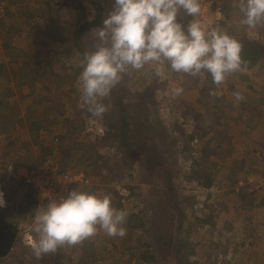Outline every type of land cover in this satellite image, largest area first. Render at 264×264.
<instances>
[{"label":"rangeland","instance_id":"rangeland-1","mask_svg":"<svg viewBox=\"0 0 264 264\" xmlns=\"http://www.w3.org/2000/svg\"><path fill=\"white\" fill-rule=\"evenodd\" d=\"M239 2L199 0V22L208 28L220 8L215 27L264 47V26L242 25ZM113 4L5 0L0 8V20L6 10L12 15L0 27V77L6 78L0 84L8 91L0 108L5 201L0 216L17 229L0 264H264V57L221 85L209 83L206 74L192 77L166 68L164 78H158L151 64L139 71L129 68L103 101L108 111L102 118L91 117L79 92L82 61L98 43L95 31ZM96 15V25L78 30ZM177 19L186 28L191 17L181 13ZM10 26L19 31L7 38L3 33ZM76 36L83 54L75 49ZM176 88L183 89L178 96ZM236 92L242 101L235 100ZM118 101L132 125L128 153L102 139L121 117ZM39 119L44 120L42 143L30 132ZM47 159L85 175L88 183L78 191L109 195L114 208L126 211V235L110 237L98 230L79 244L36 259V210L17 209L22 182L7 167L29 168ZM239 190L247 195L239 196ZM209 215L212 221L206 219V225ZM128 217L142 228L130 229ZM158 217L162 232L151 230ZM153 235L162 244L154 252ZM180 244L178 255L173 251Z\"/></svg>","mask_w":264,"mask_h":264},{"label":"clouds","instance_id":"clouds-1","mask_svg":"<svg viewBox=\"0 0 264 264\" xmlns=\"http://www.w3.org/2000/svg\"><path fill=\"white\" fill-rule=\"evenodd\" d=\"M239 11L242 25L264 26V0H240ZM200 12L199 0H114L103 27L95 31L98 43L82 61L79 92L90 116L102 118L108 111L103 101L129 68L139 71L151 64L158 78H164L166 68L192 77L206 74L215 85L245 71L241 44L219 27L202 26L195 19ZM181 13L191 17L186 28L178 22ZM182 91L173 90L177 96ZM234 96L236 101L244 99L239 92ZM4 204L0 193V207ZM37 210L32 228L36 259L64 245L79 244L98 230L110 237L126 235L128 213L114 208L109 195L72 190Z\"/></svg>","mask_w":264,"mask_h":264},{"label":"trees","instance_id":"trees-1","mask_svg":"<svg viewBox=\"0 0 264 264\" xmlns=\"http://www.w3.org/2000/svg\"><path fill=\"white\" fill-rule=\"evenodd\" d=\"M95 5H97V4H95ZM11 16L12 15L10 13H8V11L6 10L5 16H4L5 19L3 18L4 19L3 22H5L7 20V18L9 19ZM3 19H1V20H3ZM98 19H99V15H96L95 21H93V22H91V23H89L87 25H83L82 27L78 28V30L79 29H82V28L85 29L86 27L89 28L92 25L93 26L96 25V21H99ZM1 20H0V27L2 26L1 25V22L2 21ZM48 29H50V28L48 27ZM18 31H19L18 27L10 26L9 28H6L5 29V32L3 34H4V36L7 37V36L12 35V32H14L16 34V32H18ZM3 34H1V35L3 36ZM78 35L79 34H77V36ZM50 36H52V35H50ZM77 36L75 37V43H74V45L76 47L75 49L83 54L82 48H79L77 46V42H78V39H77L78 37ZM231 37L234 38V36H232V35H231ZM235 39L242 46V53H241V55H242L243 60L246 62V69H250L253 66L258 65L259 61L264 57V47L261 45L262 43H255V42H250V41L249 42L248 41H240L238 38H235ZM24 73H22L20 76H23ZM3 78L4 77H0V80H3ZM4 79H6V78H4ZM207 81L209 83L212 82V79H211L210 76H208V80ZM204 84H205V82H204ZM0 89H3L4 90L3 93L0 94V108H1L3 106V102H4L3 98L5 96H7L8 91L1 84H0ZM118 105L123 110L122 113H120V116L121 117L118 119V121L116 122V125H115V127L113 129L106 131L105 136L102 139H103L104 142H107L108 144L110 142H115L116 143V150H119V151H122V152L125 151L126 153H128V151L132 150V148H133L132 137L130 136V134L132 133L130 131V127L132 125L125 119L124 113L126 112V109L124 108V105L123 104L121 105V103H119V101H118ZM43 122H44L43 119H39L38 121L31 123V129L32 130L30 132L32 133V139L33 140L41 141V139H39V136H40L39 135V131H42L41 125L43 124ZM79 129H80L79 127H75L73 129V131L79 130ZM190 139H191V137H190ZM40 143H42V141ZM15 168H17V166H15ZM8 179L11 181V183L14 182L13 179H10V178H8ZM21 186L22 187H20V189H18L17 192H21L22 193V195H23V201L20 204H16L17 205V209L20 210V211H23V210L29 211L30 209H32L34 207L33 199L31 197V191H30L29 188L27 189L24 186L23 183H22ZM207 186H210V183H208ZM239 191H240L238 193L239 196L240 195H247L242 190H239ZM182 219H183V217L180 215L179 226L182 223ZM206 219L207 220H210L209 222H211L212 221L211 216L210 217H205V221H204V224L209 225L208 224V221L206 222ZM131 221H132V218L128 217V225H129L130 229H135L138 226H140V225L132 224ZM160 224L161 223L159 221V217L156 218V219H154L153 222H152V227H151L152 229L151 230H153V231L155 230V231L162 232L163 231V228H161V227L159 228ZM138 228H142V227H138ZM178 229H179V227H178ZM154 238L155 237L153 235V242H151V243H153V246H152L153 247V249H152L153 252L155 250H157L160 245H162L160 243L161 242L160 241L161 238L160 239L158 238V240H155ZM156 244L158 246L157 249H156ZM138 247H136L135 253L138 252V255H139V252L140 251L139 250L137 251ZM164 247H168V246L165 245ZM181 248H182V245L180 244L179 247L176 248V249H174L173 252L175 254L180 255L181 254V250H182ZM150 253L151 254H150L149 259L152 260V259H154L153 256H152L153 254H152V252H150ZM132 256H133V254H132ZM56 258H57V256H56Z\"/></svg>","mask_w":264,"mask_h":264},{"label":"built area","instance_id":"built-area-1","mask_svg":"<svg viewBox=\"0 0 264 264\" xmlns=\"http://www.w3.org/2000/svg\"><path fill=\"white\" fill-rule=\"evenodd\" d=\"M4 1L0 0V8ZM214 17V21L209 23L208 27H215L221 20L219 9L215 11ZM196 20H202V17L198 15ZM7 170L9 175H17L24 186L30 189L36 212L39 207L46 205L49 201L66 196L68 192L77 190L88 183L83 173L65 168L53 159L44 160L29 168L8 166Z\"/></svg>","mask_w":264,"mask_h":264},{"label":"water","instance_id":"water-1","mask_svg":"<svg viewBox=\"0 0 264 264\" xmlns=\"http://www.w3.org/2000/svg\"><path fill=\"white\" fill-rule=\"evenodd\" d=\"M0 225H3V226L5 225L3 227L4 228V232L1 231L0 232V236L8 238L6 247H4L3 252H0V258H1V257L6 256L7 253L9 252V250L11 249V245L13 244L14 238L16 236L17 229L13 225L7 224L4 221H0ZM4 240H6V239H4ZM4 242H3V239L0 238V248H1V244L4 243Z\"/></svg>","mask_w":264,"mask_h":264},{"label":"flooded vegetation","instance_id":"flooded-vegetation-1","mask_svg":"<svg viewBox=\"0 0 264 264\" xmlns=\"http://www.w3.org/2000/svg\"><path fill=\"white\" fill-rule=\"evenodd\" d=\"M0 221H4L3 218H2L1 216H0ZM4 222L7 223L6 221H4ZM7 224H8V223H7ZM4 226H5V225H4ZM4 226H3V225H0V232H1V231L4 232V228H3ZM0 238L3 239V242L5 241L4 243L1 244V248H0V252H3L4 247H6V244H7V240H8V238H6V237H1V236H0ZM4 239H6V240H4Z\"/></svg>","mask_w":264,"mask_h":264},{"label":"crops","instance_id":"crops-1","mask_svg":"<svg viewBox=\"0 0 264 264\" xmlns=\"http://www.w3.org/2000/svg\"><path fill=\"white\" fill-rule=\"evenodd\" d=\"M246 210V209H245Z\"/></svg>","mask_w":264,"mask_h":264}]
</instances>
